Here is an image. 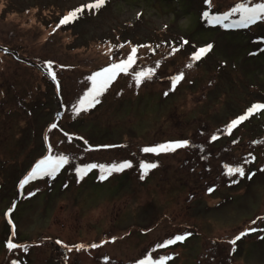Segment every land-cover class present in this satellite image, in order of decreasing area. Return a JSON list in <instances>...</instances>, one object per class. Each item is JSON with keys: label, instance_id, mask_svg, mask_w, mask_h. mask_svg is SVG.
<instances>
[{"label": "rangeland", "instance_id": "obj_1", "mask_svg": "<svg viewBox=\"0 0 264 264\" xmlns=\"http://www.w3.org/2000/svg\"><path fill=\"white\" fill-rule=\"evenodd\" d=\"M93 2L0 0V264H139L149 256L171 257L166 264H264V110L228 131L264 103V19L248 27L226 26L240 13L210 19L264 0H107L59 25ZM133 48L129 72L77 113L88 78ZM147 69L154 74L137 85L135 73ZM177 141L188 144L142 150ZM49 155L69 162L54 178L21 187ZM124 161L132 167L104 180L99 168L83 178L76 171ZM142 163L158 166L144 175ZM16 200L12 236L7 213Z\"/></svg>", "mask_w": 264, "mask_h": 264}, {"label": "snow or ice", "instance_id": "obj_2", "mask_svg": "<svg viewBox=\"0 0 264 264\" xmlns=\"http://www.w3.org/2000/svg\"><path fill=\"white\" fill-rule=\"evenodd\" d=\"M107 0H94L93 3H89L86 5H82L74 9L73 11L69 12L67 15L62 17L59 21V25H68L79 18L80 14H83L84 11L87 9L88 11L98 10L106 4ZM240 13V19L235 22V25H226L227 27L238 26V27H248L250 24L256 23L258 20L264 19V3H254L251 6L248 4H240L236 8L232 10L230 13H226L223 16H212L211 22L213 23H221L225 20H228L229 16L232 13ZM206 17L208 13L204 14ZM185 43H187L185 41ZM211 45H208L205 48H200L196 55L193 57L194 60H198L202 57V55L206 54L210 49ZM137 49L133 48L131 54L128 56L126 60H121L119 63H112L108 67L101 69L100 71L95 72L92 76L88 79L91 81V87L85 93V95L79 101V104L76 106L75 111L77 113L81 111H87L89 108L95 107L97 104L100 103L99 97L102 96L111 83L117 78V76L121 73L127 74L129 70L135 64V57H136ZM190 66V65H189ZM46 67L49 70V74L51 75L52 79H56V73L52 70V63L49 62ZM155 69H147L142 70L135 73V80L137 85L142 83L144 79L151 78L154 74ZM183 78V73H180L173 79L172 86L175 89L176 84ZM167 95V93H165ZM264 110V103L254 104L247 110L245 115L240 116L238 119L233 120L231 124L228 126V131L231 132L232 129L239 124H241L244 120L248 119L250 115L253 113ZM55 127V125H53ZM215 139V137H213ZM188 141H177V142H167L163 144H159L155 147H145L142 149L145 153H166L175 151L177 148H182L187 146ZM105 147H112V146H105ZM69 162V158L64 155H49L44 160H41L36 166L32 169L29 175L21 182V187L27 184L30 180L38 178V177H55V175L60 171V169ZM158 165L155 163H142L140 167L144 170L143 174L147 175L150 169L156 168ZM132 164L130 161H124L119 164H111V165H97V164H90L82 168H77L76 171L80 174V177L83 178L90 170L99 168L102 172L100 176L101 180L107 179L110 175L114 172H121L127 168H131ZM228 172L231 173H239L241 176H244V169L242 167H229ZM143 178V176H142ZM250 178V177H249ZM250 231H256V229H250ZM247 233L242 232L235 237L231 244L235 245L238 240H240L244 235ZM187 235H191V233H187L186 235H177L172 239L165 241L163 244L158 245L157 247L163 248L168 245H172L177 243L178 241H183L186 239ZM8 247L10 249H14L18 247V245L9 242ZM85 247L84 245H79V248ZM92 248L98 247V245L93 244L91 245ZM71 251V249H69ZM171 257L164 256L161 257L159 260L153 259L149 256L145 260L139 261V264H166V261L170 260Z\"/></svg>", "mask_w": 264, "mask_h": 264}, {"label": "water", "instance_id": "obj_3", "mask_svg": "<svg viewBox=\"0 0 264 264\" xmlns=\"http://www.w3.org/2000/svg\"><path fill=\"white\" fill-rule=\"evenodd\" d=\"M18 60H21L22 62H24L26 64H30L31 66H36L38 69H40V67L37 64H35L33 62H30L29 60L21 59L20 57H18ZM55 85L57 86V83L56 82H55ZM61 115H58L57 120H58L59 117H61ZM52 125H54V124H52ZM52 125H50L49 128H47L46 131H45V136L44 137H45V143H46V145H48V133H49V129L51 128ZM19 191H21V190H19ZM16 202H17V200L15 201V203L12 206V208L7 213L8 222H9L12 230H14V226H13L12 221L10 220V215H11V213H12V211H13L15 205H16Z\"/></svg>", "mask_w": 264, "mask_h": 264}, {"label": "flooded vegetation", "instance_id": "obj_4", "mask_svg": "<svg viewBox=\"0 0 264 264\" xmlns=\"http://www.w3.org/2000/svg\"><path fill=\"white\" fill-rule=\"evenodd\" d=\"M11 219V218H10ZM7 220H8V218H7ZM13 223V222H12ZM13 226H14V224H13ZM12 229V228H11ZM14 232H13V230H12V236L14 235L13 234ZM11 240H12V237H11ZM20 247H18V248H16L15 250H18Z\"/></svg>", "mask_w": 264, "mask_h": 264}, {"label": "trees", "instance_id": "obj_5", "mask_svg": "<svg viewBox=\"0 0 264 264\" xmlns=\"http://www.w3.org/2000/svg\"><path fill=\"white\" fill-rule=\"evenodd\" d=\"M53 82V81H52Z\"/></svg>", "mask_w": 264, "mask_h": 264}]
</instances>
